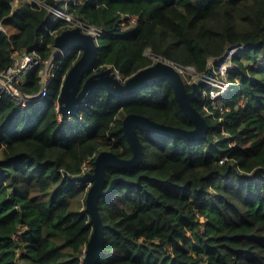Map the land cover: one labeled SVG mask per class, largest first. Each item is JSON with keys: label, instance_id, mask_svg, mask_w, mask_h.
<instances>
[{"label": "trees", "instance_id": "obj_1", "mask_svg": "<svg viewBox=\"0 0 264 264\" xmlns=\"http://www.w3.org/2000/svg\"><path fill=\"white\" fill-rule=\"evenodd\" d=\"M39 1L0 0V72L14 51L35 48L49 60L54 37L71 28L54 19L57 9L102 31L83 80L105 67L126 79L153 63L147 50L204 74L210 59L245 46L231 55L224 94L193 101L209 126L204 139L138 129L142 162L106 168L104 188L123 180L98 199L105 238L95 264H264V0ZM80 55L56 56L41 99L21 105L0 90V264H84L88 185L70 178L85 163L93 169L103 150L131 157L121 130L127 114L194 127L166 80L122 98L98 89L61 120L60 87ZM44 66L26 73L22 92H39Z\"/></svg>", "mask_w": 264, "mask_h": 264}, {"label": "water", "instance_id": "obj_2", "mask_svg": "<svg viewBox=\"0 0 264 264\" xmlns=\"http://www.w3.org/2000/svg\"><path fill=\"white\" fill-rule=\"evenodd\" d=\"M53 58L66 53L72 48H80V57L72 64L64 75L57 98L58 111L63 119L78 114L98 89H104L117 98L130 96L141 89L156 82L166 80L173 88L177 104L181 112L193 123V128L184 129L161 122L138 113L127 114L122 121L121 130L132 150L130 158H121L111 150H103L94 160L92 171L71 177V180L89 183L85 210L90 215L92 232L85 248L84 264H95L104 251V224L98 210V199L108 195L115 184L123 180L121 177L112 179L109 186L104 188L106 168L132 169L143 160V145L139 138L138 129L146 132L179 137L185 141L204 139L208 132V123L202 113L193 105L200 93V85L213 76V70L202 74L193 82L190 91L182 79L181 74L170 63L158 59L154 63L139 69L124 80L112 67H105L95 71L83 80V76L93 66L97 58L98 44L95 37L83 31L80 26L61 31L54 37ZM231 49L216 59L221 60Z\"/></svg>", "mask_w": 264, "mask_h": 264}, {"label": "built area", "instance_id": "obj_3", "mask_svg": "<svg viewBox=\"0 0 264 264\" xmlns=\"http://www.w3.org/2000/svg\"><path fill=\"white\" fill-rule=\"evenodd\" d=\"M24 2H30V3L36 2L38 4H41L39 0H14L13 5L18 6ZM52 13L54 14V19L61 18L69 22L70 14L67 12V10L57 9V10L52 11ZM135 21H136V18L131 17V22H135ZM74 23H77L76 25L80 26L83 29V31H85L86 33L92 34L95 37L96 42L98 43L99 37L102 35L101 30L91 25L85 24V23L84 24L78 23L77 21H74ZM244 47L245 46L231 47V49L226 53V55L223 58H221V60L216 61L215 59L212 61V59H210L209 66L211 68H209V70L212 69V67L215 66L216 64H218L219 66L217 67V70L215 71L212 69L213 76L209 77L205 82L208 83L209 80L211 79H212V82L214 81L222 82L223 78H225L227 69L233 67L230 61L232 53H234L237 48H244ZM146 52H149V53L147 54ZM146 52H145V55L150 57L153 60V62H155V60L157 61L158 59L166 61L172 64L180 74L186 73L188 71H193L199 77L202 75L200 73H197L194 70V68L191 66H183L180 64H176L168 59L154 55L150 50H147ZM54 59L55 58H53V56L51 55L49 60H46L44 62L39 51L35 48H32L30 50L14 51L12 63L6 69L0 72V90L2 92H7L8 94H10L16 100V102L21 105H25L27 102L34 100V99L43 98L46 95L47 82L53 76V71H50V68L54 66ZM211 62L214 64L213 66H211ZM42 63H45V66L40 72L41 78H42L41 79V83H42L41 89L39 90V92L35 94H25L24 92L21 91L19 84L22 82L24 76L26 75L28 71H30L35 66L42 64ZM118 77L121 80H124L123 78H121L119 73H118ZM201 85H200L201 87H200L199 95H201L203 98L206 96H209L210 98L211 94L215 95L216 92L213 93L212 92L213 89L210 88V86H208L207 84H201ZM59 115H60L61 120H65L62 118L60 112H59ZM88 171H90V164L85 163L82 168V173H85ZM88 186H89V183H88ZM20 230L21 231L19 233L23 232L24 228L22 227ZM17 236L18 235L15 234V237Z\"/></svg>", "mask_w": 264, "mask_h": 264}, {"label": "rangeland", "instance_id": "obj_4", "mask_svg": "<svg viewBox=\"0 0 264 264\" xmlns=\"http://www.w3.org/2000/svg\"><path fill=\"white\" fill-rule=\"evenodd\" d=\"M16 6L17 5H13V7H16ZM63 8H66V6L63 5ZM69 17H70L69 23L72 25V27H76L77 26L76 25L77 23H74L73 16L70 14ZM146 53L148 54L149 52H146ZM213 65L214 64L211 62V66H213ZM53 69H54V66L52 68H50V71H53ZM181 76H182V79H183L185 85H192V83L193 82H196L197 79L199 78V76H197L195 74V72H193V71H188L186 73H183V74H181ZM203 84H207L208 86H210V88L213 89L212 90L213 93L216 92L215 95H212V94L210 95V99L215 98V96L218 97V96L224 94V91L229 87V83L227 82V80L225 78H223V81L222 82H218V81L212 82V79H211V80H209L208 83L205 82ZM210 93H211V91H210ZM201 98H203V97H201ZM217 101H218V98H217ZM212 103H214V102H212ZM90 169H92V168H90ZM87 185H88V183H87Z\"/></svg>", "mask_w": 264, "mask_h": 264}]
</instances>
